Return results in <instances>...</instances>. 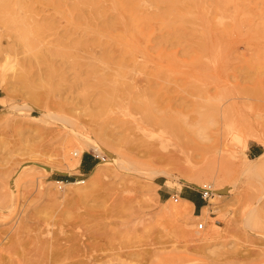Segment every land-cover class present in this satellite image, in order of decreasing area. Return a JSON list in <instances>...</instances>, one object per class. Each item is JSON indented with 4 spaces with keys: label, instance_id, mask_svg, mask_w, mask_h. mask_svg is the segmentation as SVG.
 Listing matches in <instances>:
<instances>
[{
    "label": "rangeland",
    "instance_id": "obj_1",
    "mask_svg": "<svg viewBox=\"0 0 264 264\" xmlns=\"http://www.w3.org/2000/svg\"><path fill=\"white\" fill-rule=\"evenodd\" d=\"M23 1L25 27L0 22L9 84L0 264H63L60 253L76 248L93 249L99 264H264V0H179L169 26L156 20L168 5L155 0H96L84 10L80 0ZM122 14L142 27L134 47L99 31L117 19L123 34ZM79 41L87 49L63 56ZM156 89L168 103L157 114L141 108ZM150 115L177 116L147 136L135 125ZM188 147L200 149L193 165L208 172L213 198L182 180L178 151ZM84 160L102 165L96 186ZM186 196L201 207L171 216L167 203Z\"/></svg>",
    "mask_w": 264,
    "mask_h": 264
},
{
    "label": "bare ground",
    "instance_id": "obj_2",
    "mask_svg": "<svg viewBox=\"0 0 264 264\" xmlns=\"http://www.w3.org/2000/svg\"><path fill=\"white\" fill-rule=\"evenodd\" d=\"M96 0H80V3H79V6L78 7H76V8H79L80 10L81 9H83L84 7H88V6H90V5H92V3H95L96 4V2H95ZM100 1V0H99ZM178 1L179 0H155L154 2H155V4L157 3V2H159V3H161V2H163L164 4H166V5H168V8H169V10H168V12H167V14L165 13L164 15L162 14V15H159V16H157L156 17V20H159V21H161V22H163V23H165V24H168V26H169V22L167 21V17L168 18H170L169 16H173V15H176V14H178ZM185 1H187V2H190V1H192V0H185ZM122 2V1H121ZM127 3H129L128 1H126ZM125 3V2H124ZM158 3V5H161V4H159ZM58 4V3H57ZM116 4H118L117 2H116ZM122 4H123V2H122ZM132 2L131 3H129V6H132ZM54 6H56V4L54 3L53 4ZM124 5V4H123ZM93 6V5H92ZM117 6V5H116ZM125 6V5H124ZM129 6H127L126 5V7L128 8ZM57 7V6H56ZM119 7V6H118ZM125 7V8H126ZM30 7H29V4L28 3H26V2H24L23 0H0V22L1 23H3V25H7V24H9V22L10 23H12L13 25H15V27H17V29H18V27L20 28V26L21 25H24L25 24V21L24 20H22V18L20 19V15L18 14L19 12L18 11H20V10H28ZM59 8V7H58ZM89 8V7H88ZM120 8V7H119ZM136 8V6H134L133 8H131L132 9V11H133V9H135ZM84 10V9H83ZM82 10V11H83ZM98 10V9H97ZM116 10H117V7H116ZM120 10V9H119ZM118 10V11H119ZM128 10V9H127ZM127 10H125V11H127ZM129 11H131L130 9H129ZM98 12H99V10H98ZM101 12V11H100ZM166 12V11H165ZM119 13V15H121L120 14V11L118 12ZM122 13V12H121ZM85 14V13H84ZM103 14V13H102ZM129 14V13H128ZM96 15H97V13H96ZM123 15V14H122ZM132 15H133V13H132ZM112 16H114V15H112ZM81 18H80V20L78 21L79 22V27H80V29H81V27L84 25V24H87V23H84L85 22V19L87 18L86 16V18H84V16L82 17V16H80ZM106 17V16H105ZM109 18V17H108ZM175 18H176V16H175ZM174 18V19H175ZM78 19H79V17H78ZM121 19H123V21L125 20L126 21V23L124 24L125 26V29H124V31L122 32L123 34H120L121 32H119L118 34H117V30L115 29L116 28V25H117V23H116V21H117V19L114 21L113 19H111V20H113V22L112 23H108L106 26H104L101 30H99V31H102V32H104L105 34H107L112 40H113V42H114V44L115 45H118V46H121L122 48L123 47H125V48H127L128 46H132V47H134L133 46V44L135 43H133V36H134V34L136 33L135 32V29H136V26H137V19H135L134 17H129V16H127V17H125L124 15H123V18H121ZM177 19H178V15H177ZM2 20V21H1ZM109 20V19H108ZM111 20H109L108 22H110ZM173 20V19H172ZM3 21H5V22H3ZM87 21V20H86ZM119 21V20H118ZM138 21H139V19H138ZM28 22V21H27ZM148 22V21H147ZM168 22V23H167ZM173 22V21H172ZM4 23H6V24H4ZM138 23H140V22H138ZM11 24V25H12ZM78 24V23H77ZM122 24V23H121ZM144 24V23H143ZM147 24V23H146ZM149 24V23H148ZM177 24V23H176ZM27 25V24H26ZM142 25V24H141ZM162 25V24H161ZM172 25V24H171ZM9 26V25H8ZM77 26V27H78ZM178 26V25H177ZM11 27V26H10ZM12 27H14V26H12ZM24 27H25V25H24ZM34 27V26H33ZM76 27V26H75ZM78 27V28H79ZM120 27V26H119ZM124 27H122L121 29H123ZM137 27H141V26H137ZM23 28V27H22ZM20 29L19 30V32L21 31L22 32V30L24 29ZM142 28V27H141ZM176 28V27H175ZM77 29V28H76ZM168 29H170L169 27H168ZM41 30V29H40ZM126 30V31H125ZM172 30V29H171ZM173 30H174V27H173ZM38 32V31H37ZM98 32V31H97ZM141 32H143V29H142V31ZM140 32V33H141ZM178 32V31H177ZM142 35V34H141ZM135 36H137V35H135ZM85 45H87L86 44V42L85 41H79V42H76L75 43V45H73L72 47H69V48H67V51L64 53H62L63 54V56H66V57H75V53H76V50L78 49V48H80V47H84V48H82V50L84 49L85 50ZM127 46V47H126ZM131 47V48H132ZM136 47V46H135ZM129 48V47H128ZM87 49V48H86ZM132 50H133V48H132ZM134 51V50H133ZM124 53H126V54H129L130 52H127V51H125ZM109 54V53H108ZM123 54V53H122ZM110 55V54H109ZM123 56H125L124 54H123ZM121 57H122V55H121ZM122 58H124V57H122ZM126 58V57H125ZM106 60V62H108L109 63V56H107V54H106V58H105ZM77 67H79L80 68V61H78L76 64H75ZM119 65V64H118ZM120 65H122V64H120ZM119 65V66H120ZM84 67V66H83ZM81 69V68H80ZM90 71H92V73L93 74H95V73H97V69H91ZM120 73V72H119ZM117 76H119V74H117ZM120 80V79H119ZM0 82H3V84H4V96L3 97H0V102L1 103H4L5 102V99H4V97H6L7 95H8V93H9V87H8V83L6 82V76L5 75H3V74H0ZM1 84V83H0ZM3 86V85H2ZM124 89V88H123ZM109 90V89H108ZM107 90V91H108ZM162 90V89H161ZM161 90H153L152 91V95L150 96V97H148L147 98V100L146 101H144V102H142L141 103V108L143 109V110H145V111H147V112H153V111H155L154 113H156V112H163V111H165V109L167 108V106H165V104H168L167 102H165V100H164V98H163V93L161 92ZM114 92H113V98L114 97H116L117 95L116 94H118L117 93V90L115 89V90H113ZM144 92V91H143ZM149 92V91H148ZM145 94V93H144ZM169 108H171V106L169 105L168 106ZM168 110V108L166 109V111ZM151 114V113H150ZM157 114V113H156ZM151 116V115H150ZM160 116V115H159ZM159 116H154L153 115V117L151 116V118L149 119V121H146V122H143V123H140L139 122V124H136L135 126V128L136 129H138L139 131H142L143 133H144V135H149V133H150V129L152 128V127H156L157 125H163V124H166L167 122H168V120H167V118H165L166 120H164L162 117L164 116V115H162V117H159ZM177 116V115H176ZM176 116L175 117H172L171 119H173V118H176ZM171 119H169L170 121L169 122H171ZM178 119V118H177ZM165 121H166V123H165ZM168 122V123H169ZM167 126H168V124H166ZM134 128V129H135ZM135 129V130H136ZM180 147V146H179ZM196 148V149H195ZM200 149L199 148H197V147H194V149H191V148H187V149H185V148H181L179 151H178V153H180V155L178 156V161H183L184 162V164H186L187 165V168L185 169L184 168V173L182 172V180L186 183V184H189V185H191V186H198L199 185V187H200V185L201 186H203V188H201V189H208V188H210V190H211V192H212V197L211 198H213V196H215L217 193L212 189V187H211V185L209 186L208 184H206V183H204L208 178L205 176L208 172L206 171V170H201V171H198V169L197 170H195V168L196 167H194V165H193V159L197 156L196 154H197V152L199 151ZM79 150H76V152H74V154L77 156L78 154H81V153H79L78 152ZM80 156V155H79ZM80 158V157H79ZM200 158V157H199ZM259 159V158H258ZM175 160V159H174ZM196 162V161H195ZM75 163H76V161H75ZM196 166V165H195ZM102 167V165H101V163H99V164H97L96 165V167L93 169V171H92V173L90 174V178H89V181H90V183L92 182L93 184H95L94 186H96V184L98 183V181H99V175H100V173H101V168ZM180 167H181V165H180ZM183 167V166H182ZM198 167V166H197ZM181 169L182 168H180V171H181ZM80 183H82V182H77V183H74L73 185L74 186H78ZM72 184V183H71ZM217 184L218 183H216V186H217ZM91 185V184H90ZM223 190V189H222ZM221 190V191H222ZM214 199H211L209 202H210V204L209 205H207V206H204L203 208H202V210H203V213H205V214H212L213 213V211H214V209L216 208V207H214V206H212V201H213ZM176 202L178 203L179 202V199H177L176 200ZM194 204L192 203V202H190V201H188V200H186V199H182L181 200V204H179V205H172L171 204V202H168L167 203V208L169 209V212H171V216H180V215H184L185 213L187 214L188 212H190L191 210H193L194 209ZM248 224H250V223H248ZM90 246V245H89ZM92 246V245H91ZM79 247V246H78ZM60 248H62V247H59L58 249H60ZM75 248V247H74ZM90 248V247H89ZM95 248V247H94ZM57 249V250H58ZM77 249V248H76ZM76 249H69V250H65V252H61L60 253V251H59V253L61 254L60 256H59V258L57 259V262H59V263H61V262H64L65 263V261H71V260H73V259H75L76 257H80L81 255H79V253L80 252H84L85 250H79V251H77ZM78 249H80V248H78ZM60 250H63V248L62 249H60ZM88 250H93V249H88ZM88 250H86L85 252L87 253V254H85L84 253V257H86L87 259L86 260H81V259H79V260H77V261H71V262H68V263H65V264H91L92 262V264H97L98 263V261L100 260L99 258H98V256H94L92 253H89V251ZM90 252H92V251H90ZM83 255V254H82ZM94 258V259H90V258ZM26 263V262H25ZM63 263V264H64ZM99 264V263H98Z\"/></svg>",
    "mask_w": 264,
    "mask_h": 264
},
{
    "label": "crops",
    "instance_id": "obj_3",
    "mask_svg": "<svg viewBox=\"0 0 264 264\" xmlns=\"http://www.w3.org/2000/svg\"><path fill=\"white\" fill-rule=\"evenodd\" d=\"M94 165L95 163L84 160V163L82 164L83 171H90L91 169H93ZM185 199L192 202L196 209L201 207V203H199L193 196H186Z\"/></svg>",
    "mask_w": 264,
    "mask_h": 264
},
{
    "label": "built area",
    "instance_id": "obj_4",
    "mask_svg": "<svg viewBox=\"0 0 264 264\" xmlns=\"http://www.w3.org/2000/svg\"><path fill=\"white\" fill-rule=\"evenodd\" d=\"M202 195H203V198H205V199L209 198V197L212 195V192H211L210 188H208V189H203V191H202ZM203 227H204V225L201 224V225H200V228L202 229Z\"/></svg>",
    "mask_w": 264,
    "mask_h": 264
},
{
    "label": "trees",
    "instance_id": "obj_5",
    "mask_svg": "<svg viewBox=\"0 0 264 264\" xmlns=\"http://www.w3.org/2000/svg\"><path fill=\"white\" fill-rule=\"evenodd\" d=\"M200 208V207H199Z\"/></svg>",
    "mask_w": 264,
    "mask_h": 264
}]
</instances>
